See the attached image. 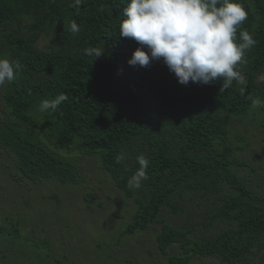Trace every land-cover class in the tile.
<instances>
[{
  "label": "trees",
  "instance_id": "trees-1",
  "mask_svg": "<svg viewBox=\"0 0 264 264\" xmlns=\"http://www.w3.org/2000/svg\"><path fill=\"white\" fill-rule=\"evenodd\" d=\"M129 2L82 0L73 7L75 0H0V57L21 65L16 80L2 86L6 116L0 118V146L32 180L78 181L77 165L57 149L96 156L116 187L135 202L123 233L163 223L156 242L168 264H189L195 256L264 264V193L237 174L234 167L243 163L228 141L229 116L248 112L252 99L264 105V0H238L248 17L237 27L236 43L247 31L256 44L236 66L243 82L233 81L227 89L222 79L180 84L162 60L148 67L129 65L139 46L119 36ZM72 21L78 33L70 30ZM41 36L49 38L43 49L36 45ZM89 47L104 53L94 59L85 53ZM61 93L68 99L56 110L40 111L43 100ZM141 155L149 161L148 179L130 189ZM85 195L91 207L92 196ZM190 199L200 206L201 221L181 227L164 220L165 208L186 213ZM186 215L191 221L195 210ZM174 245L180 253H169Z\"/></svg>",
  "mask_w": 264,
  "mask_h": 264
},
{
  "label": "rangeland",
  "instance_id": "rangeland-1",
  "mask_svg": "<svg viewBox=\"0 0 264 264\" xmlns=\"http://www.w3.org/2000/svg\"><path fill=\"white\" fill-rule=\"evenodd\" d=\"M48 42V37L41 36L36 45L43 49ZM5 116L0 86V118ZM228 120L232 153L243 163L234 169L252 189L264 193V105L261 102ZM56 152L77 165L76 183L25 178L13 153L0 146V264H55L52 258L66 264H168L156 242L163 223L123 233L133 219V198L116 187L96 156H83L73 149ZM88 193L91 207L86 206ZM199 209L195 199H190L186 213L167 207L162 216L184 227L201 221ZM194 210L190 221L186 214ZM180 252L176 245L169 248L170 254ZM262 256L255 260L260 262ZM189 264L224 263L195 256Z\"/></svg>",
  "mask_w": 264,
  "mask_h": 264
},
{
  "label": "clouds",
  "instance_id": "clouds-1",
  "mask_svg": "<svg viewBox=\"0 0 264 264\" xmlns=\"http://www.w3.org/2000/svg\"><path fill=\"white\" fill-rule=\"evenodd\" d=\"M81 3L82 0H75L72 6ZM123 17L119 36L133 39L139 45L128 60L129 65L148 67L153 61L162 60L183 85L189 82L207 85L222 79V88L227 89L233 81L243 82L236 66L243 62L245 51L256 40L242 31V42L236 43L237 27L248 17L238 0H130L123 9ZM70 30L80 31L75 21L71 22ZM85 53L96 59L104 49L89 47ZM20 69L18 61L0 57V86L16 80ZM244 92L241 88L240 94ZM67 99L65 93L45 99L40 111L56 110ZM260 105V100L252 99L253 107ZM116 159L119 163L123 156ZM137 161L140 167L128 182L130 189L141 188L148 179V159L141 155Z\"/></svg>",
  "mask_w": 264,
  "mask_h": 264
}]
</instances>
